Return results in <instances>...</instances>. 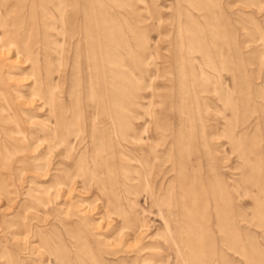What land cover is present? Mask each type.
Returning a JSON list of instances; mask_svg holds the SVG:
<instances>
[{"label": "rangeland", "instance_id": "rangeland-1", "mask_svg": "<svg viewBox=\"0 0 264 264\" xmlns=\"http://www.w3.org/2000/svg\"><path fill=\"white\" fill-rule=\"evenodd\" d=\"M0 264H264V0H0Z\"/></svg>", "mask_w": 264, "mask_h": 264}]
</instances>
